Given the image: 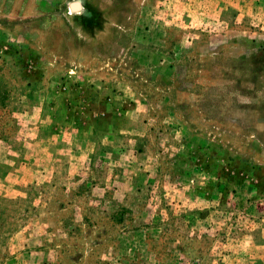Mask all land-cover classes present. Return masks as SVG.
Masks as SVG:
<instances>
[{
  "label": "rangeland",
  "instance_id": "rangeland-1",
  "mask_svg": "<svg viewBox=\"0 0 264 264\" xmlns=\"http://www.w3.org/2000/svg\"><path fill=\"white\" fill-rule=\"evenodd\" d=\"M0 264H264V0H0Z\"/></svg>",
  "mask_w": 264,
  "mask_h": 264
}]
</instances>
